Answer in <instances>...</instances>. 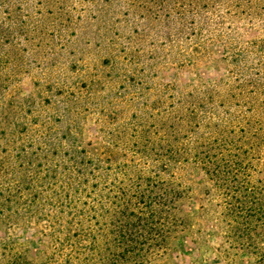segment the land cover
Segmentation results:
<instances>
[{"label": "rangeland", "instance_id": "374dc122", "mask_svg": "<svg viewBox=\"0 0 264 264\" xmlns=\"http://www.w3.org/2000/svg\"><path fill=\"white\" fill-rule=\"evenodd\" d=\"M244 202L264 0H0V264H264Z\"/></svg>", "mask_w": 264, "mask_h": 264}, {"label": "trees", "instance_id": "16d2710c", "mask_svg": "<svg viewBox=\"0 0 264 264\" xmlns=\"http://www.w3.org/2000/svg\"><path fill=\"white\" fill-rule=\"evenodd\" d=\"M248 193H249L248 191H243L242 196H246ZM256 204L254 203L250 204L249 202H244L243 204L240 205V209L239 208L229 209L231 216H233L232 220L237 224L242 223L243 225L245 224L251 225L252 222H255V221L258 222V224H264V203L260 202L257 204V206ZM238 211L243 212V214L242 215L239 214ZM124 242L125 241H122V244ZM135 252L137 253L134 255H128L125 257V260H126L125 264H144L145 262H148V261L143 260L145 257V254H143L141 250H138ZM109 259H110V263H107V264H116L117 260L115 259L114 254H113V258L109 257ZM145 264H150V263H145Z\"/></svg>", "mask_w": 264, "mask_h": 264}]
</instances>
